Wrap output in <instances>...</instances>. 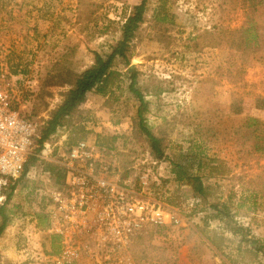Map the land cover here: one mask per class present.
Returning <instances> with one entry per match:
<instances>
[{
  "label": "rangeland",
  "instance_id": "374dc122",
  "mask_svg": "<svg viewBox=\"0 0 264 264\" xmlns=\"http://www.w3.org/2000/svg\"><path fill=\"white\" fill-rule=\"evenodd\" d=\"M141 1L0 0V73H9L16 109L32 111L33 101L24 98L40 92L48 70L64 54H74V67L91 64L93 51L119 38L122 23ZM163 3L164 11L156 13ZM256 4L264 5V0ZM248 8L247 0H152L130 65L118 59L114 68L120 75L110 91H93L41 153L49 158L45 161H56L78 140L97 146L104 141V161L112 175L138 177L136 192L142 199L167 205L166 223L156 228L146 224L124 245L106 242L101 230L77 228L69 254H64L62 238L55 241L54 232L43 229L37 218L38 211L49 209L57 186L34 166L28 174L33 188H17L10 202L14 216L0 236L1 264H264L262 255L258 259L243 251L253 243L232 230L238 225L250 228L264 244V190L257 177L264 159L249 153L250 141L231 138L228 116L238 100L240 115L264 120V14L258 17L260 51L244 61L231 48V31L244 24ZM210 33L219 34L216 46L207 43ZM134 67L138 87L150 100L148 124L165 138L168 156L180 159L197 138L232 167L224 177L208 176L203 159L198 170L205 176L210 201L236 191L232 224L203 211L188 186L173 178L171 162L156 161L145 137L136 133L138 102L129 89V69ZM66 89L42 90L40 111L33 116L39 126L62 102ZM251 191L257 196L254 206ZM215 232L223 235L220 246L209 239Z\"/></svg>",
  "mask_w": 264,
  "mask_h": 264
},
{
  "label": "trees",
  "instance_id": "16d2710c",
  "mask_svg": "<svg viewBox=\"0 0 264 264\" xmlns=\"http://www.w3.org/2000/svg\"><path fill=\"white\" fill-rule=\"evenodd\" d=\"M151 1L152 0H142L134 12L124 20L121 26L120 36L115 42L110 43L102 50L93 51L91 64L82 68L74 67L75 64L72 63L71 60L74 54H70V52L64 54L61 60L59 59L54 62L53 67L48 70L47 76L40 86L42 88L40 92L34 93L35 97L33 96V99L24 98V102L30 103L33 101L31 106L32 111L22 114L29 118H33V116H37L40 111L39 100L43 97L42 90L46 89L48 86H68V89L63 93L62 102L52 110L48 118L42 119L37 130V135L35 136V145L38 146L36 152L30 156L20 177L11 182L6 192V200L0 205V236L11 224L12 217L14 216V209L10 206L14 191L20 187H32L31 183L33 181L29 178L28 174L39 159L38 154L42 153L45 144L56 134L59 128L64 125L65 119L71 116L76 108L86 102L88 96L93 91L102 94H107V92L110 91L116 77L120 75V72L114 68L118 59H123L127 65H130L134 41L138 38L139 30L146 20ZM163 1L166 2L168 0ZM247 3L249 8L245 12V22L241 27L231 31L230 40L231 48L239 52L244 61H248L260 51L258 17L260 13L264 14V10H262L264 9V5H257L256 0H247ZM164 9L165 4L163 3L155 12L162 13ZM160 17H163L161 19L164 20L166 15L161 14ZM218 35V33H210V41L207 42L208 45L216 46L218 43ZM129 80V89L138 102L137 115L134 119V129L137 130L136 133L145 137L151 155L158 162H171L173 178L178 183L188 186L193 197L200 201L198 205H203V211L211 214L213 218L225 220L227 224H232L236 212L232 209L231 205L232 202H234L236 191L231 190L228 197L224 200L210 201L208 199V187L205 182V176L198 172V170L201 169L203 159H207L210 170L208 176L224 177L229 175L232 172V167L227 166V160L215 153H210L207 150L208 148L206 149L202 143L199 144L197 138L192 140L189 152L181 154L180 159L174 160L169 157L166 152L167 144L165 138L155 133L153 128L148 124L146 114L149 111L150 100L147 99L142 89L138 87V71L135 67L129 69ZM13 108L16 109V104L14 105V103ZM228 112V116L230 115L229 118L232 122L230 132L231 138L235 139L236 142L239 140L250 141L251 149L249 153L254 154L257 158L264 159V120L252 115H240L238 100H233ZM215 136L216 134L213 135V137ZM216 139L218 138L216 137ZM98 143V146L104 150L105 142L100 141ZM68 151L69 149L66 150V152ZM43 174H48V178L53 181V185H56L57 188H61L65 184L67 169L58 160L45 161ZM126 177L127 173L123 175V178ZM257 177L261 180L260 183L263 184L262 190H264V164ZM250 196L254 197L253 206L256 205V192L251 191ZM169 200L172 204L176 203L172 199ZM241 205L243 204L238 203V206ZM37 218L43 229L47 230L50 227L49 215L45 209L37 212ZM237 224L236 222V225ZM152 225L154 226L153 228H156V226L162 227L160 224L153 223ZM237 227L232 228L233 232L241 234L242 239L253 243L243 251L247 254H251L254 258L259 259L261 255L264 257V244L261 240L250 231V228H245L243 225H238ZM51 236L55 238V241L60 243L61 239L58 234L52 233ZM139 236H137V238ZM209 239L216 246H220L224 241L223 235L217 232L209 236ZM56 247H58V245L55 246V248ZM240 249H242V245Z\"/></svg>",
  "mask_w": 264,
  "mask_h": 264
},
{
  "label": "built area",
  "instance_id": "2783aa9c",
  "mask_svg": "<svg viewBox=\"0 0 264 264\" xmlns=\"http://www.w3.org/2000/svg\"><path fill=\"white\" fill-rule=\"evenodd\" d=\"M12 91L9 73L1 72L0 205L6 200L11 182L20 177L34 153L39 127L38 121L13 108ZM38 157L35 167L43 174L44 162L49 158L41 153ZM58 161L67 169V176L63 187L51 192L47 212L50 231L62 238L64 254H69L72 231L77 228L101 230L106 242L124 245L146 224L166 223L167 205L142 199L136 192L138 177L112 175L104 161V150L96 144L78 140ZM142 183L146 185L147 181Z\"/></svg>",
  "mask_w": 264,
  "mask_h": 264
},
{
  "label": "crops",
  "instance_id": "0c3cea01",
  "mask_svg": "<svg viewBox=\"0 0 264 264\" xmlns=\"http://www.w3.org/2000/svg\"><path fill=\"white\" fill-rule=\"evenodd\" d=\"M37 34H38V31H37ZM88 101H86V102H84L82 105H80L79 107H78V109H81L84 105H86V103H87ZM77 109V108H76ZM75 109V110H76ZM78 111V110H77Z\"/></svg>",
  "mask_w": 264,
  "mask_h": 264
}]
</instances>
